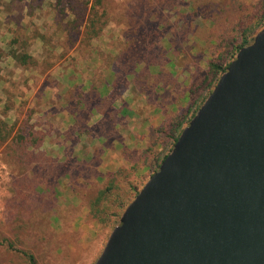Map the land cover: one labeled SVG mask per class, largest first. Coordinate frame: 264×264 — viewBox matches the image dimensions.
I'll return each instance as SVG.
<instances>
[{"label": "rangeland", "instance_id": "374dc122", "mask_svg": "<svg viewBox=\"0 0 264 264\" xmlns=\"http://www.w3.org/2000/svg\"><path fill=\"white\" fill-rule=\"evenodd\" d=\"M96 1L0 0V120L10 131L0 141V264H26L17 250L37 264H96L123 214L93 220L99 192L143 189L212 62L264 3L101 0L92 11Z\"/></svg>", "mask_w": 264, "mask_h": 264}, {"label": "water", "instance_id": "95a60500", "mask_svg": "<svg viewBox=\"0 0 264 264\" xmlns=\"http://www.w3.org/2000/svg\"><path fill=\"white\" fill-rule=\"evenodd\" d=\"M96 264H264V29L125 210Z\"/></svg>", "mask_w": 264, "mask_h": 264}, {"label": "trees", "instance_id": "16d2710c", "mask_svg": "<svg viewBox=\"0 0 264 264\" xmlns=\"http://www.w3.org/2000/svg\"><path fill=\"white\" fill-rule=\"evenodd\" d=\"M101 2H102L101 0H97L95 3H93V5L91 6V10L92 11L97 10V5L100 6ZM205 10H212L210 11L211 15H214V14L216 15V13H218V15L220 16L221 14L219 13L221 9L220 8L215 9L213 6L207 7V9ZM95 13H96L95 15L98 14L96 11ZM103 14L105 16L108 15L106 9H103ZM203 14L206 15L204 11H203ZM94 17L95 16H93V21H90V24H91L90 26L93 27L92 33L99 34L101 29L96 27L98 22L96 23V21H94ZM217 19H219V17ZM215 25H216V22H215ZM263 29H264V3L262 7V15H261L260 21L255 25L248 26L247 29H245L244 31H242L241 29L237 31L236 35H238V37L235 39V43H233L231 51L227 52L225 56L224 55L221 56L218 61L212 62L211 67H210V70H211L210 79L211 80L206 82V85L204 87L206 88V90H204L203 93H201L200 95L199 94L195 95V98H193L191 108L188 111L187 115L185 116L184 122H181L177 126L174 132V135L170 136V138L173 139L172 149L174 145L176 144V142L178 141V139L180 138L183 130L189 125L190 121L195 117L199 109L203 106V104L206 102L210 94L213 92L220 78L226 73L227 68L236 58L239 51L245 48L246 46L250 45L253 42L256 35L259 32H261ZM50 52L52 53V51ZM11 57H13L16 61H19L20 64H23L26 67L32 65L35 61V59L29 54L27 55L14 54ZM132 66L133 65L127 66V68L124 69L125 70L124 72H128L130 75L135 76V71H134L135 68L134 67L132 68ZM161 72L162 71H160L159 75H161ZM149 77H150V74L148 73L146 82L148 81ZM124 78H125V75H124ZM121 80L123 81L124 79L122 78ZM164 80H167V79H164ZM9 135H10V131L8 129V125L5 122L0 120V141H6L9 138ZM23 149H26L27 151L30 150L29 147H24ZM172 149H170L168 154L164 157V159L162 160V163L171 153ZM162 163L156 168V170L154 171V174L159 170ZM69 176L71 177V175ZM109 178L110 177L108 176L106 181H108ZM112 190H113V186L110 184L106 188V190H103V191L101 190L99 192L100 194L97 196L95 201L92 203L91 216L93 220H96L97 222L103 223V224L105 223V220H107V222H114L111 218L112 213L114 214V216H119L121 213L124 214L128 206L135 200V198L140 193L136 190L135 187H131L130 191H133L135 195L134 198H132L129 190H126V192H124L122 195L120 194L113 195ZM104 201L106 202L104 204H101ZM101 206H103V208H101ZM111 224L112 223H109L108 225H111ZM9 248L13 249L14 247L10 245ZM16 253L22 256V259H26V262H25L26 264H37L36 257L33 253H30L28 251H18V250L16 251Z\"/></svg>", "mask_w": 264, "mask_h": 264}, {"label": "crops", "instance_id": "0c3cea01", "mask_svg": "<svg viewBox=\"0 0 264 264\" xmlns=\"http://www.w3.org/2000/svg\"><path fill=\"white\" fill-rule=\"evenodd\" d=\"M5 65H4V63L3 62H1L0 63V88H2L3 90L1 91V93L3 92V94H5V88H6V84H5V82L3 81V74L2 73H4V71H5V67H4Z\"/></svg>", "mask_w": 264, "mask_h": 264}]
</instances>
